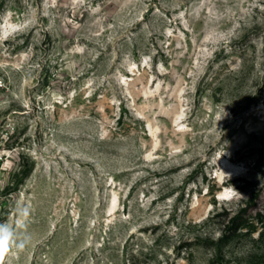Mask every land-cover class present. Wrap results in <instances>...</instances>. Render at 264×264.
<instances>
[{
	"label": "rangeland",
	"instance_id": "obj_1",
	"mask_svg": "<svg viewBox=\"0 0 264 264\" xmlns=\"http://www.w3.org/2000/svg\"><path fill=\"white\" fill-rule=\"evenodd\" d=\"M2 264H264V0H0Z\"/></svg>",
	"mask_w": 264,
	"mask_h": 264
},
{
	"label": "clouds",
	"instance_id": "obj_2",
	"mask_svg": "<svg viewBox=\"0 0 264 264\" xmlns=\"http://www.w3.org/2000/svg\"><path fill=\"white\" fill-rule=\"evenodd\" d=\"M13 211L16 217L13 223L0 222V264L9 251L24 250L32 239L27 230L31 209L18 202Z\"/></svg>",
	"mask_w": 264,
	"mask_h": 264
},
{
	"label": "built area",
	"instance_id": "obj_3",
	"mask_svg": "<svg viewBox=\"0 0 264 264\" xmlns=\"http://www.w3.org/2000/svg\"><path fill=\"white\" fill-rule=\"evenodd\" d=\"M0 86H1V81H0Z\"/></svg>",
	"mask_w": 264,
	"mask_h": 264
}]
</instances>
